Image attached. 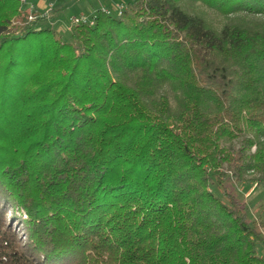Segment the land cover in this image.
I'll use <instances>...</instances> for the list:
<instances>
[{
  "label": "trees",
  "instance_id": "trees-1",
  "mask_svg": "<svg viewBox=\"0 0 264 264\" xmlns=\"http://www.w3.org/2000/svg\"><path fill=\"white\" fill-rule=\"evenodd\" d=\"M23 6L0 0V264H264V0H131L68 39Z\"/></svg>",
  "mask_w": 264,
  "mask_h": 264
},
{
  "label": "rangeland",
  "instance_id": "rangeland-1",
  "mask_svg": "<svg viewBox=\"0 0 264 264\" xmlns=\"http://www.w3.org/2000/svg\"><path fill=\"white\" fill-rule=\"evenodd\" d=\"M23 7L28 8L32 3L37 4L40 0H26ZM45 1V8L42 12L47 13L45 15L46 19L43 21L42 26H51L56 31L62 33V35L68 39L69 28L71 27V19L74 17L84 16L87 19L91 18L93 13L102 8L109 10L111 15H116V8L125 7L131 2V0H43ZM50 4L52 10L48 11ZM51 15H56L51 18ZM35 20V17H32ZM49 18V19H47ZM51 18V19H50ZM243 196H240L243 200H246L249 205L252 217L256 218V213L259 210V206L262 203V198L259 194V189L255 186L248 192H240Z\"/></svg>",
  "mask_w": 264,
  "mask_h": 264
},
{
  "label": "built area",
  "instance_id": "built-area-1",
  "mask_svg": "<svg viewBox=\"0 0 264 264\" xmlns=\"http://www.w3.org/2000/svg\"><path fill=\"white\" fill-rule=\"evenodd\" d=\"M21 2H22V4H26V2H25V0H21ZM51 7H52V5H50L49 6V9H48V11H50L51 10ZM30 8H32V7H30ZM47 13H44V17H45V15H46ZM29 20L31 21V20H33V18L32 17H29ZM81 23H89V24H92V20H89V19H87L86 17H84V16H80V17H74V18H72L71 19V25L72 26H75V25H78V24H81Z\"/></svg>",
  "mask_w": 264,
  "mask_h": 264
},
{
  "label": "crops",
  "instance_id": "crops-1",
  "mask_svg": "<svg viewBox=\"0 0 264 264\" xmlns=\"http://www.w3.org/2000/svg\"><path fill=\"white\" fill-rule=\"evenodd\" d=\"M26 3H28V2H26ZM31 6H33L37 11H40V12H42V10H43V8H45V1H43V0H40L37 4H30ZM53 16H56V15H53Z\"/></svg>",
  "mask_w": 264,
  "mask_h": 264
}]
</instances>
